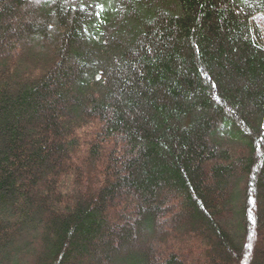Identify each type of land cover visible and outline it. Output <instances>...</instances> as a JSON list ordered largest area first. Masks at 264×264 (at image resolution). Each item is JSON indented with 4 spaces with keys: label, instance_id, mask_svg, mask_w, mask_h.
Instances as JSON below:
<instances>
[{
    "label": "trees",
    "instance_id": "16d2710c",
    "mask_svg": "<svg viewBox=\"0 0 264 264\" xmlns=\"http://www.w3.org/2000/svg\"><path fill=\"white\" fill-rule=\"evenodd\" d=\"M264 0H0V264H264Z\"/></svg>",
    "mask_w": 264,
    "mask_h": 264
},
{
    "label": "rangeland",
    "instance_id": "374dc122",
    "mask_svg": "<svg viewBox=\"0 0 264 264\" xmlns=\"http://www.w3.org/2000/svg\"><path fill=\"white\" fill-rule=\"evenodd\" d=\"M252 22H253V24H255L256 26H258L260 28V30L263 33V40H264V13L256 14L252 18Z\"/></svg>",
    "mask_w": 264,
    "mask_h": 264
}]
</instances>
